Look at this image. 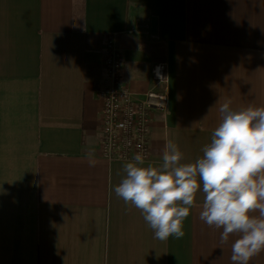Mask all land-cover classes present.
Masks as SVG:
<instances>
[{
    "label": "crops",
    "instance_id": "obj_1",
    "mask_svg": "<svg viewBox=\"0 0 264 264\" xmlns=\"http://www.w3.org/2000/svg\"><path fill=\"white\" fill-rule=\"evenodd\" d=\"M109 34L133 89L166 64L170 106L143 166L169 141L181 163L202 158L226 102L264 107V0H0V264H233L239 236L222 244L201 221L202 191L166 241L115 194L134 160L99 155Z\"/></svg>",
    "mask_w": 264,
    "mask_h": 264
},
{
    "label": "clouds",
    "instance_id": "obj_2",
    "mask_svg": "<svg viewBox=\"0 0 264 264\" xmlns=\"http://www.w3.org/2000/svg\"><path fill=\"white\" fill-rule=\"evenodd\" d=\"M230 103L220 107L222 122L202 158L181 163L183 154L171 141L159 166H143L144 155L137 153L123 165L125 176L114 192L142 212L155 238L166 241L184 237V221L202 191L201 221L222 228V244L238 234L231 261L249 264L264 251V107L233 110ZM85 155L94 167V153Z\"/></svg>",
    "mask_w": 264,
    "mask_h": 264
},
{
    "label": "built area",
    "instance_id": "obj_3",
    "mask_svg": "<svg viewBox=\"0 0 264 264\" xmlns=\"http://www.w3.org/2000/svg\"><path fill=\"white\" fill-rule=\"evenodd\" d=\"M104 67L109 78L102 90L99 155L108 160H134L150 155L151 125L157 112L170 105L165 63L150 69L156 87L137 91L122 80L123 58L114 34L106 38Z\"/></svg>",
    "mask_w": 264,
    "mask_h": 264
},
{
    "label": "bare ground",
    "instance_id": "obj_4",
    "mask_svg": "<svg viewBox=\"0 0 264 264\" xmlns=\"http://www.w3.org/2000/svg\"><path fill=\"white\" fill-rule=\"evenodd\" d=\"M120 51V50H119ZM105 56V55H104ZM123 58V57H122ZM157 63H159V62H157ZM163 63V62H162ZM124 65V64H123ZM166 65V64H165ZM152 68V67H151ZM150 68V69H151ZM122 70H123V68H122ZM167 73V72H166ZM107 74V73H106ZM152 78V77H151ZM153 81V80H152ZM154 82V81H153ZM168 82V81H167ZM168 87V86H167ZM148 90V89H147ZM170 95V94H169ZM170 106V105H169ZM165 113V112H164ZM155 117V116H154ZM152 126V125H151ZM150 135H151V133H150Z\"/></svg>",
    "mask_w": 264,
    "mask_h": 264
}]
</instances>
